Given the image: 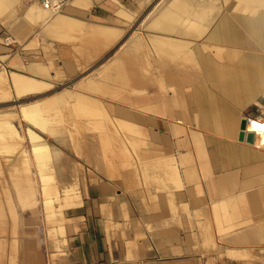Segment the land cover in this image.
Returning a JSON list of instances; mask_svg holds the SVG:
<instances>
[{"label": "crops", "instance_id": "1", "mask_svg": "<svg viewBox=\"0 0 264 264\" xmlns=\"http://www.w3.org/2000/svg\"><path fill=\"white\" fill-rule=\"evenodd\" d=\"M52 14L36 0L11 30L39 61L0 38V107L111 51L75 80L85 91L16 102L26 143L0 112V264H264V123L238 140L242 118L264 120V0H71ZM54 105L104 122L57 144Z\"/></svg>", "mask_w": 264, "mask_h": 264}, {"label": "rangeland", "instance_id": "2", "mask_svg": "<svg viewBox=\"0 0 264 264\" xmlns=\"http://www.w3.org/2000/svg\"><path fill=\"white\" fill-rule=\"evenodd\" d=\"M130 1H124L126 2H132ZM36 0H1V14H0V22L3 23V25H6L5 28L0 32V38L1 42L3 44V38L6 36H12L15 40H18L20 42L19 45L15 46H6L12 51H19L23 52V58L24 62L28 63L29 61L33 60H40L42 58V53L40 50V47H38L37 42L33 45L30 44L27 46L28 41L23 38L22 36H17L16 32L12 33L11 30H15V28H18V25L23 21L26 20L24 18L25 12L28 8L31 7L32 4H34ZM29 21V20H28ZM32 23V22H29ZM7 27V28H6ZM40 28L36 27V32L33 33L29 41L37 37V33H39ZM106 51L104 54H101L98 58H96L94 61L90 62L89 65L85 66L81 72H78L76 75H74L71 78H59L54 79L55 83L53 86L48 90L50 93L34 99V96L37 95H30L23 98H16L11 97L9 101L4 102L3 104H6L5 107H0V112H8L12 113V115L9 116V120L14 124L16 129L18 130V133L21 135V140L19 142L26 143V139L23 136L24 129L28 127L29 125L21 119L18 109L19 106L16 104L17 101L22 99H28L31 98L28 102H33L35 100H41L43 98H46L52 94L58 93L63 90H68L70 92H83L85 91L80 87V82L77 83L75 80L78 78H81V76H84L87 78H93L96 79L97 76V64L100 62H104V58H106L107 54L110 52ZM103 60V61H102ZM107 60V59H105ZM83 78V77H82ZM87 93V91H86ZM89 94V93H88ZM11 95V94H10ZM90 96L95 98V90L90 91ZM48 107V106H47ZM25 110L28 112L30 110L29 105H25L24 107H21V110ZM50 120L53 121V126L55 128L56 134H55V141L57 144H63L66 139L69 140L70 143H78L79 139L81 138V134L83 132H94L98 129V122L103 124L104 120L102 118V114H98L97 109L95 110H84V111H74L71 107L65 108V109H56L55 105L53 106V111L49 113ZM98 117L100 119L98 120ZM105 123H108V120H105ZM92 134V133H91ZM90 134V141H94L95 137ZM94 139V140H93ZM53 142V141H52ZM100 143L104 145L111 146L113 144L112 138L107 135H102L100 138Z\"/></svg>", "mask_w": 264, "mask_h": 264}, {"label": "built area", "instance_id": "3", "mask_svg": "<svg viewBox=\"0 0 264 264\" xmlns=\"http://www.w3.org/2000/svg\"><path fill=\"white\" fill-rule=\"evenodd\" d=\"M71 0H39L41 7L51 13H58L65 5H67ZM130 1V0H122ZM3 44L6 46L19 45L20 42L15 40L12 36H6L3 38ZM248 121V119H247Z\"/></svg>", "mask_w": 264, "mask_h": 264}, {"label": "water", "instance_id": "4", "mask_svg": "<svg viewBox=\"0 0 264 264\" xmlns=\"http://www.w3.org/2000/svg\"><path fill=\"white\" fill-rule=\"evenodd\" d=\"M246 118H242L241 122H240V127H239V134H238V140L239 141H243L245 140L247 143L253 144L254 143V134L253 133H249V132H245L246 129Z\"/></svg>", "mask_w": 264, "mask_h": 264}, {"label": "bare ground", "instance_id": "5", "mask_svg": "<svg viewBox=\"0 0 264 264\" xmlns=\"http://www.w3.org/2000/svg\"><path fill=\"white\" fill-rule=\"evenodd\" d=\"M46 11V10H45ZM54 14H56V13H53L52 15H54ZM246 120H247V118H246ZM253 123H259V124H262V123H264V120H258V119H253V118H248V121L246 122V129L245 130H247V128L251 125V124H253ZM246 132V131H245ZM249 133H253L254 135H255V133L253 132V131H248Z\"/></svg>", "mask_w": 264, "mask_h": 264}]
</instances>
